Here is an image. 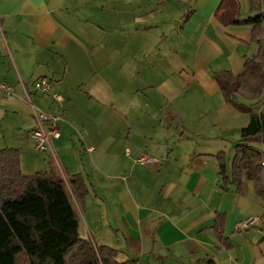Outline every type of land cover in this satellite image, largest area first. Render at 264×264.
Listing matches in <instances>:
<instances>
[{"label":"crops","instance_id":"1","mask_svg":"<svg viewBox=\"0 0 264 264\" xmlns=\"http://www.w3.org/2000/svg\"><path fill=\"white\" fill-rule=\"evenodd\" d=\"M221 1L0 0V84L12 90L0 88V150H17L26 176L53 173L34 152L33 112L63 113L50 147L65 172L54 174L82 177L79 233L119 263L264 264V203L252 182L222 192L216 164L223 152L230 169L250 117L215 80L256 54L251 27L229 23L264 14V0L257 11ZM39 80L63 101L34 91ZM262 102L264 90L244 104L264 114ZM142 154L159 163L136 164ZM218 213L229 250L214 235Z\"/></svg>","mask_w":264,"mask_h":264},{"label":"trees","instance_id":"2","mask_svg":"<svg viewBox=\"0 0 264 264\" xmlns=\"http://www.w3.org/2000/svg\"><path fill=\"white\" fill-rule=\"evenodd\" d=\"M250 10L257 11L259 0H249ZM235 3L233 2V6ZM225 7L222 0L218 10ZM234 26L251 27L250 43L256 54L243 59V72L234 76L222 72L215 76L226 103L239 96L244 103H255L264 90V14L243 20L231 19ZM234 105L249 114V123L240 130V142L228 170L223 152L216 155L220 189L234 187L243 193L246 182H252L256 195L264 203L262 179L263 154L253 145H264V114H256L246 104ZM88 196L80 175L65 182L52 172L30 176L22 173L19 152L0 150V264H135L119 263L117 251L94 245L79 233V211ZM224 216L216 214L214 235L224 250L232 248L223 236Z\"/></svg>","mask_w":264,"mask_h":264},{"label":"built area","instance_id":"3","mask_svg":"<svg viewBox=\"0 0 264 264\" xmlns=\"http://www.w3.org/2000/svg\"><path fill=\"white\" fill-rule=\"evenodd\" d=\"M0 88L5 91L7 95L12 93L11 88L7 87L4 84H0ZM33 89L39 93H49L52 95L53 99L58 103L63 101L60 95L54 94L52 92L51 83L46 80H39L34 83ZM34 118L36 120L37 127L31 133V137L34 142V151L37 153H42L46 151H51L50 141L57 140L60 138V132L58 130L59 122L64 120L63 113L58 114H47L44 112H33ZM80 138H82V134H78ZM88 152H91V148H87ZM52 152V151H51ZM135 163L138 165H147V164H157L159 163L158 159H155L148 154H142L135 160ZM264 165V163H263ZM257 218L250 217L247 218L245 221L239 223L237 225V229H249L256 225Z\"/></svg>","mask_w":264,"mask_h":264},{"label":"rangeland","instance_id":"4","mask_svg":"<svg viewBox=\"0 0 264 264\" xmlns=\"http://www.w3.org/2000/svg\"><path fill=\"white\" fill-rule=\"evenodd\" d=\"M52 96V95H51ZM264 102H262V104H263ZM261 104V105H262ZM34 106V105H33ZM37 127V126H36ZM77 143L79 142L78 141V139L77 140H75ZM52 147H53V150H54V154H55V157L53 156V153L51 152V151H46V152H42V153H37V152H35L36 153V155H38V157H40V158H44L45 159V161H49L50 162V165H51V171H53V173H60L62 176L64 175V168H63V166L61 165V163H60V157L58 156V153H57V151H56V149H55V147H54V145L52 144ZM255 147H256V149L259 151V152H261V154H263V158H264V145H262V144H257V145H255ZM63 169V170H62ZM41 170H43V169H39L38 171H37V173L38 172H42ZM64 171V172H63ZM35 172L36 171H33L31 174H29V176L30 175H32V174H35ZM81 232H82V234H85V229L82 227L81 228ZM88 236V235H87Z\"/></svg>","mask_w":264,"mask_h":264}]
</instances>
